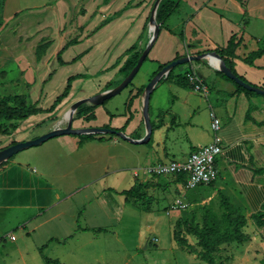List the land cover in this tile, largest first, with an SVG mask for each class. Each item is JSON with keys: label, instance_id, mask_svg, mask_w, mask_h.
I'll list each match as a JSON object with an SVG mask.
<instances>
[{"label": "crops", "instance_id": "1", "mask_svg": "<svg viewBox=\"0 0 264 264\" xmlns=\"http://www.w3.org/2000/svg\"><path fill=\"white\" fill-rule=\"evenodd\" d=\"M11 1L13 0H9V2ZM226 1L230 3H226ZM81 2L84 4L83 8H75ZM153 2L154 0H126L120 5V8L127 4L128 8L123 11L119 19H114L112 16L120 8L116 11L112 10L111 0H44L36 5L11 8L6 19L3 15V7L0 21L4 19L6 22L15 18V31L3 39L0 38V51H2L0 54V85L6 84L2 78L9 76L8 62L15 63L19 71V76L15 80L17 83L25 82L31 88L37 81L41 82V92L39 96H34L33 102H36L45 111L30 117H38L47 112L52 113L47 110L57 96L64 91L68 78L79 74L69 75L63 90L58 92L54 90L55 93L50 99L51 103L43 105L41 100L44 85L57 70L55 67L51 70L47 67V64L54 59V55L56 54L58 59V52L62 47L69 40L77 38V42L68 46L62 53V58L67 64L75 62L82 53L74 55L71 59H66L64 58L66 51L72 47L84 45L96 35L99 29L110 30L111 26L109 25L114 21L133 22L131 16L137 12L141 16L142 25L135 41L130 46L138 44V42L139 44L141 42L142 45H139L134 52L127 54L125 52L129 46L122 54L116 56L114 63L110 66L115 68L116 78L110 77L102 85L93 86L95 88H83V94L78 97L73 93V90L74 85L81 78H75L71 83L69 95L62 100L57 108L71 100H78L101 92V90L105 91V86L108 83H112V87L116 86L125 77L120 71V67L136 51L148 44H145L143 38L145 36L146 39L145 30ZM136 6L137 8H135ZM140 8V12L136 10ZM26 10H28L29 17L34 19L30 24V21H22L27 24L25 28L28 27V31L21 33L22 13ZM79 10H82L81 13H78ZM36 11H39L37 16L35 15ZM30 13L35 14L30 16ZM75 13L78 14L76 20L74 19ZM97 13L98 19L101 18L98 24ZM106 18H110L109 21L98 28ZM108 26L109 28H107ZM109 30L104 33L108 35ZM180 33H184V40L180 38ZM233 34H236L238 45L235 49L236 56L230 58L234 62L237 73L249 82L264 87V52L255 57L253 63L245 61L251 52L259 49L264 51V0H181L178 9L160 25V33L146 58H150L153 64L156 63L158 69L161 64L173 60L177 55L198 54L208 49L224 47ZM57 40H60V45L52 53L50 50ZM42 45L44 48L39 53L37 48ZM88 50L90 49H86L84 52ZM117 60L119 63H116ZM31 61L36 64L33 68ZM39 64H43V70L41 71L42 67L39 68L37 77L36 71ZM58 65L65 66V64L60 65L59 62ZM182 65L175 67L171 78L168 79L175 84L177 93L172 103L165 107L159 101H155L154 111L152 114L149 113L152 134L146 143H151V148L146 154L152 163L142 166L146 169L153 163L183 159L199 146L212 142L215 133L211 127V112L214 111L222 122L219 130V135L222 137V153L216 163L219 170L218 178L210 184L196 187L200 200L191 196V199L189 198L190 207L186 210L189 212L191 208L195 209L201 205V210L207 206L215 211L214 205L220 202L219 194L222 193L231 204L246 215L247 225L252 221L259 229L261 226H258L252 215L260 211L264 205V95L247 94L237 90L235 84L217 74L216 68L210 65L206 58ZM157 69H154L153 73ZM193 69L208 86L205 102L196 103V98L201 96L200 92L193 90L182 81L183 76ZM11 83L13 82L10 81ZM85 86L91 85L85 84ZM141 86L143 84L134 86L130 90L122 115L113 117L111 113L109 114L99 105H95L89 113L93 114L95 118L88 117L89 114L79 116L74 118L73 126L122 128V132L135 139L143 138L147 132L142 113L144 91L139 95L136 94ZM131 98V105L128 106L127 103ZM79 135L55 136L36 148L28 150L23 156L16 155L11 157L6 164L0 165V237L5 235L10 237L11 234L14 236L13 229L21 223L24 226L28 225L30 219L37 212H41L43 206L55 205L82 190L87 183H91V181L87 182L85 177L74 179L71 185L68 183L65 185L63 181L68 176L71 167L74 170L80 169L81 172L84 166L96 160L97 157L91 151L93 147L120 146L131 149L133 145L141 144L130 142L118 135L109 138L104 136L105 139H100V136H103L100 133L92 139ZM123 169L118 168L113 172ZM138 170L139 167L134 168V174ZM153 176L146 173L132 187L140 182L156 181L163 188L175 181L172 177L160 181L153 179ZM47 186L53 187L48 197L50 201L42 204V196ZM153 188L150 186L142 191L148 195V192ZM99 190L102 194L106 190L119 193L125 189L106 185L100 187ZM188 212L184 216L179 215V218L187 219ZM202 213L196 216L201 219ZM247 225L244 228L245 233H247ZM74 228L77 231L87 229L81 223ZM247 234L251 238L247 242L252 243L255 236L252 233ZM53 237L57 238L56 236L50 238ZM232 243L237 242L221 245L220 250L214 254L216 262L223 261L222 258L217 261V255L227 257L222 249ZM256 255L257 249H255L254 258Z\"/></svg>", "mask_w": 264, "mask_h": 264}, {"label": "rangeland", "instance_id": "2", "mask_svg": "<svg viewBox=\"0 0 264 264\" xmlns=\"http://www.w3.org/2000/svg\"><path fill=\"white\" fill-rule=\"evenodd\" d=\"M43 1L13 0L9 2L7 0L3 9L4 18L8 17L11 8L36 5ZM125 1L111 0V9L118 10L121 7L120 5ZM226 3L230 2L226 1ZM83 6L84 4L81 2L75 8H83ZM127 8L128 4L118 10L120 13H116L118 12L116 11L112 15L113 18L119 19L120 15ZM205 8L208 7L205 6ZM136 10L140 12L141 8ZM80 11L82 10H79L78 13H81ZM38 12L36 11V14L30 13V16L33 14L37 16ZM22 14L21 22L27 20L30 21V24L34 19L33 17H29L28 10ZM77 15V13L74 14L75 20ZM133 15L131 16L133 17V22L114 21L109 25L111 26L110 30L105 28L99 29L96 35L84 45H78V47H72L66 51L64 54V58L66 59H71L74 55L82 53L75 62L72 61V63H66L64 67H60L57 55L55 54L54 59L47 64V67L49 70L53 67L57 70L44 85L43 98L41 100L43 105L51 103L50 99L53 93H55L54 90L57 92L63 90L66 86L67 77L72 73H79V78H81L74 85L73 93L77 97L83 94V88H95L93 86L102 85L110 77L116 78V70L110 66L114 63L116 56L122 54L135 41L142 25L141 16L137 12ZM96 16L98 24L101 18H99L100 20L98 19V13ZM14 19L6 22H4V19L2 20L3 27L0 28V38L3 39L15 31ZM26 25L24 23L23 25L21 24V33L22 31H28V27L25 28ZM106 30H109L110 36L109 32L108 35L104 33ZM145 31L146 39L144 36L143 41L147 44L154 31L153 23L149 21ZM59 45L60 40H57L50 51L53 53ZM136 45L139 47L142 44L138 42ZM8 46H6L7 49ZM43 48L44 45L39 46L37 51L40 53ZM86 49L90 50L84 52ZM1 53L2 51H0ZM31 63L32 68L35 67L36 64L32 61ZM7 66L9 76L2 78L6 84L0 85V97L10 93H20L27 94L30 100L33 101L34 96H39L42 88L41 82L37 81L31 88L25 82L17 83L15 81L19 76L17 65L8 62ZM40 67H42V71L43 64L38 65L36 75ZM157 67L158 65L156 63L153 64L150 58L145 59L138 73L128 86L120 93L100 104L99 107L108 111L109 114L111 113L113 117H117L121 113L123 114L125 101L130 90L134 86L147 85L150 81L149 78ZM10 81L13 83L10 84ZM85 84L91 86H85ZM175 90V84L168 79H164L159 83L151 94L149 113H153L155 101H159L165 107L166 105H170L174 100V96L177 95ZM103 91L101 90V92L90 96L100 94ZM200 95V97L196 98V103L206 101L205 95L201 93ZM75 101L77 100H71L60 105L52 113L47 112L38 117H30L23 121L15 122V129L7 134H0V148L15 141L41 135L58 126H65L67 120L62 122L60 118L65 111L70 109ZM77 117H79L78 111L74 113V118ZM101 134L106 138L112 136L108 133ZM36 146L19 151L13 157L16 155L23 156L28 150L36 148ZM150 146L151 143L145 142L140 145L135 144L131 149L120 146L93 147L91 151L97 157L96 160L84 166L81 172L80 169L74 170L71 167L68 176L63 181L65 185L67 183L71 185L74 179L85 177L88 180L87 182L91 181V183H87L82 190L77 191L72 196L65 198L55 205L50 206L48 204L43 206L41 212H37L30 219L28 225L24 226L21 223L13 229L14 236L12 238L6 235L2 236L0 238V264H45V260L40 254V247L45 244L44 254L52 260H59L61 264H202L195 254L187 252L173 238L176 221L179 215L184 216L187 214L188 211L186 209L190 207V204L186 209H183L172 208V203L177 198H181L189 203L191 196L200 200V196H197L196 187L187 188L183 181L176 180L175 175H151L153 179L160 181L169 177L174 178L173 180L175 181L173 184L163 188L156 181H151L150 184L154 188L148 192L149 194L144 201H136L134 198L113 190H106L101 194V190H99L100 187L106 185L128 189L136 184L141 179V176L146 174V169L142 165L152 163L149 161L148 154H146L148 149L151 148ZM136 167H139V170L134 174V168ZM118 168L124 169L114 173L113 170ZM52 188L51 186H47L44 190L42 204L50 201L48 197ZM219 204L220 202L214 205V212L218 215L222 212ZM202 211L201 205L195 209L191 208L187 217L201 221L197 216ZM79 223L87 227V229L77 231L74 227ZM260 228L258 229L255 223L251 221L247 225L246 232L252 233L255 236L253 238L254 241L252 240V243H232L224 246L222 252L227 257H224L225 255L220 257L217 255V261H220L218 259L222 258L223 264H263L264 227L261 226ZM52 236H56L57 238L52 240L50 238ZM196 239L194 235H188V240L195 246H197ZM255 249H257L256 258H254Z\"/></svg>", "mask_w": 264, "mask_h": 264}, {"label": "trees", "instance_id": "3", "mask_svg": "<svg viewBox=\"0 0 264 264\" xmlns=\"http://www.w3.org/2000/svg\"><path fill=\"white\" fill-rule=\"evenodd\" d=\"M180 2L181 0H161L156 13V21L160 25H162L178 9ZM4 4H5V0H0V14L4 7ZM116 13H120V11ZM150 15H149V19H150ZM109 19L110 18H106L105 20H103L101 24H99L98 28L102 27L106 22L109 21ZM1 26H2V21H0V28ZM180 38L184 40L185 38L184 33H180ZM76 42H77V38H73L69 40L58 52V62L60 65H64L67 63L62 58L63 51L68 46ZM237 45H238V41L236 38V34H233L228 40L226 46L217 47L214 49H208L205 52L215 51L219 53L223 57L226 64L233 70V72H235L243 80L248 81L243 76L237 73L234 67V62L230 58L236 56L235 49ZM145 47L146 46L136 51L132 55V57L128 58L124 62V64L120 67V71L125 76H127L129 72L132 70V68L136 65L138 58L144 51ZM136 49H137L136 44H133L126 50L125 53L128 54L134 52ZM263 52H264L263 49L253 51L245 58V61H247L248 63H253V59L257 56H260ZM178 57L179 55H177L174 59ZM169 62L161 64L159 68L152 74L151 78L155 76L156 73L160 69H162L165 65H167ZM116 63H119V60H117ZM174 69L175 67L169 71L166 77L161 78L159 80V83H161L164 79L171 78ZM216 72L221 77L226 78L227 80L233 82L236 85L237 90L246 92L247 94H257L256 92L248 90L243 86L237 84L234 80L229 78L223 71L216 69ZM77 77H79V74H76L68 78L67 86L65 87L64 91L57 96V98L54 100L53 104L50 106V108L47 111L53 112L57 108V106L62 102V100L69 95L71 89V83ZM182 81H184L186 85L190 86L187 74L183 76ZM27 86H29V84H27ZM145 86L146 85L141 86L136 94L137 95L141 94L144 91ZM111 87H112V83H108L105 86V90ZM131 102H132V98L129 100L127 105L130 106ZM94 107L95 105L88 103L86 104L84 103L80 105L77 109L78 116L89 114ZM43 111L45 110L39 107L36 102L30 100L27 94L14 93V94H7L1 96L0 97V134L4 135L9 133L11 130L15 129L14 126L15 122L22 121L24 119L29 118L32 115H36ZM87 116L90 118H95L93 114L92 115L89 114ZM113 129L117 131L122 130V128H113ZM79 136L92 139L95 138L96 135L80 134ZM112 136H117V135L112 134ZM103 137L104 136H100V139H105ZM13 143H16V141ZM7 161L2 162L0 165L6 164ZM175 176L177 178L176 179L177 181H183L184 183L186 182V174L179 173L176 174ZM150 186H151L150 182H146V183L140 182L139 184L129 189L122 190L120 193L125 194L128 197L134 198L136 201H144L147 197V193L143 192L142 190L147 189ZM219 197H220V206L222 208V212L220 215L214 212L212 208L205 206L203 208V213L201 215V221H196L194 218H190V219L179 218L176 221L173 230V238L180 245H182L187 250V252L191 254H195L196 257L200 259L202 264H223L222 261L216 262L214 256V254L218 250H220L222 244L231 243V242L244 243L250 240V236L244 231V228L247 225L246 215L243 212H241V210L236 208L233 204H231L225 195L220 193ZM252 216L256 220L258 226L264 227V205L260 211L254 213ZM189 234L194 235L197 238L196 239L197 246H195L193 243H191L188 240ZM51 239L54 240L55 238L53 237ZM45 247L46 244L40 247V254L43 256L45 260V264H61L59 260L57 259L52 260L44 254ZM262 263L264 264V258L262 259Z\"/></svg>", "mask_w": 264, "mask_h": 264}, {"label": "water", "instance_id": "4", "mask_svg": "<svg viewBox=\"0 0 264 264\" xmlns=\"http://www.w3.org/2000/svg\"><path fill=\"white\" fill-rule=\"evenodd\" d=\"M161 0H155L154 5L151 10V15L149 21L153 23L154 25V31L153 34L146 45L144 51L138 58V61L136 65L132 68V70L129 72L127 76L123 78V80L118 83L116 86L111 87L105 91H103L100 94H96L90 97H85L78 99L75 101L70 109L68 110V119L67 123L65 126H58L56 128H53L45 133H42L41 135H38L33 138L17 141L16 143L7 145L3 148H0V164L4 161L9 160L14 154L18 153L19 151H22L26 148L40 145L43 142L59 135H64V134H74V135H79V134H98V133H108V134H116L120 136L121 138L128 140L133 143H145L147 142L152 133V124L150 121L149 117V104H150V98L151 94L159 82V80L163 77H166L167 74L171 69L174 67L180 65V64H185L190 61H195L199 59L206 58L210 65H212L214 68L219 69L223 71L229 78L234 80L237 84L243 86L244 88L254 91L258 94H263L264 95V87L252 84L248 81L243 80L241 77H239L233 70L226 64L224 61L223 57L215 52H202L198 54H186L179 56L176 59L171 60L167 65H165L162 69H160L155 76H153L148 84L145 86L144 89V101H143V108H142V113L144 117V122L147 128L146 135L143 138L140 139H135L128 134H125L122 131H117L111 127H104V126H98V127H74L73 126V120H74V113L77 111L78 107L82 105L83 103H91L94 105H100L104 103L105 100L115 96L116 94L120 93L125 87L128 86V84L134 79L136 74L138 73L139 69L141 68L143 62L145 61L149 51L151 50L155 40L157 39L159 33H160V24L156 21V13L158 6L160 4ZM211 58H215L220 61L219 65L215 64Z\"/></svg>", "mask_w": 264, "mask_h": 264}, {"label": "built area", "instance_id": "5", "mask_svg": "<svg viewBox=\"0 0 264 264\" xmlns=\"http://www.w3.org/2000/svg\"><path fill=\"white\" fill-rule=\"evenodd\" d=\"M188 81L193 90L207 96L208 86L195 69L187 74ZM221 119L211 112V127L215 133L214 139L209 144L199 146L197 149L182 160L172 159L167 162H159L146 168L149 175H176L186 174L185 186L189 189L200 185L210 184L218 178L217 158L222 153V137L219 135L221 129ZM189 206L181 198L175 199L172 208L186 209ZM12 238L13 235L11 234Z\"/></svg>", "mask_w": 264, "mask_h": 264}, {"label": "bare ground", "instance_id": "6", "mask_svg": "<svg viewBox=\"0 0 264 264\" xmlns=\"http://www.w3.org/2000/svg\"><path fill=\"white\" fill-rule=\"evenodd\" d=\"M211 60H212L215 64H217V65H219V63H220V61L217 60V59H215V58H211ZM68 115H69V113H68V110H67V111H65V112L62 114V116H61V118H60V121H62V122L66 121V120L68 119Z\"/></svg>", "mask_w": 264, "mask_h": 264}]
</instances>
